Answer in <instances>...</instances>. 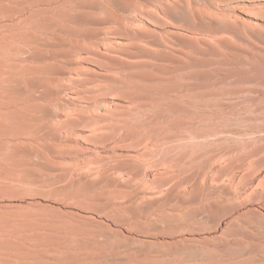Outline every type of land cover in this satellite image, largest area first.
Here are the masks:
<instances>
[{
  "label": "rangeland",
  "instance_id": "rangeland-1",
  "mask_svg": "<svg viewBox=\"0 0 264 264\" xmlns=\"http://www.w3.org/2000/svg\"><path fill=\"white\" fill-rule=\"evenodd\" d=\"M0 264H264V0H0Z\"/></svg>",
  "mask_w": 264,
  "mask_h": 264
}]
</instances>
